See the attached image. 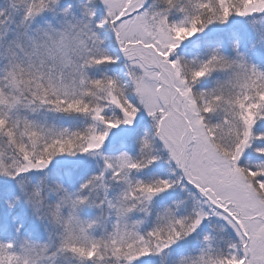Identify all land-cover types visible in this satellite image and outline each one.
<instances>
[{
  "label": "rangeland",
  "instance_id": "rangeland-1",
  "mask_svg": "<svg viewBox=\"0 0 264 264\" xmlns=\"http://www.w3.org/2000/svg\"><path fill=\"white\" fill-rule=\"evenodd\" d=\"M147 2L0 0V264H264V0Z\"/></svg>",
  "mask_w": 264,
  "mask_h": 264
},
{
  "label": "trees",
  "instance_id": "trees-1",
  "mask_svg": "<svg viewBox=\"0 0 264 264\" xmlns=\"http://www.w3.org/2000/svg\"><path fill=\"white\" fill-rule=\"evenodd\" d=\"M152 7H154L162 15H165L169 21H172L174 18H177V14L183 12L184 10H190L192 12H194L195 10L196 14L194 18L198 29V36L201 39L208 38L215 34L224 33V31H226V29L232 24V20L234 18H241V19L246 18L247 20H249L252 18L253 15H255L256 17L262 15L261 9H257L251 15L241 14L240 8L236 9L237 8V4H236L235 7L232 6L233 8H231L229 15L225 17L224 13L221 12L220 7L218 6L217 0H150L144 10H149ZM13 153L17 154L15 152ZM17 160L21 163H25L23 157L19 155L17 156ZM18 175L19 176L23 175L24 180L28 182L29 172L23 173L21 171L18 172ZM43 189H45L44 182H43ZM223 202L224 203H221V205L226 209H230L232 211L230 204H228V201L223 200ZM24 205L25 204L23 201L21 202L20 207H23ZM211 206L213 207V210L216 212L221 210L213 204H211ZM233 213L234 216L231 215L230 216L226 215V216L230 220L232 225H235V222L233 221L232 218L236 217L238 213H235V211ZM1 230L2 228H0V240H2L1 242L4 243L6 246H8V248H11L14 254L16 252L18 253L20 250V246L18 247V243L20 241H24V242L32 241V243L36 245L40 244L37 241L36 237L31 233H28L27 235H25V237L22 236L18 237L17 234L11 232L10 229H5L4 231ZM224 235L225 236L223 237V239L222 238L220 239V246L222 247L223 251H225L228 248V246L232 244V242L229 240L230 236L227 233H225ZM54 250L52 251V254H54ZM63 256L66 257H61V261L58 264L61 263L68 264L70 258H72V255L67 251L63 252ZM100 257H101V262L103 264H114V260L111 257H109L107 253ZM79 259L80 261L83 262L81 264H98V262L96 261L97 259L96 260L95 259L83 260L81 258Z\"/></svg>",
  "mask_w": 264,
  "mask_h": 264
}]
</instances>
